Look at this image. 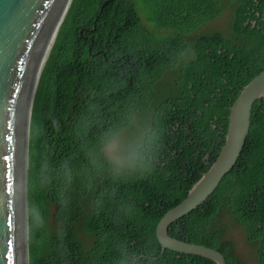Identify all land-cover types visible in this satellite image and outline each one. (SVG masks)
<instances>
[{
  "label": "trees",
  "instance_id": "obj_1",
  "mask_svg": "<svg viewBox=\"0 0 264 264\" xmlns=\"http://www.w3.org/2000/svg\"><path fill=\"white\" fill-rule=\"evenodd\" d=\"M105 1L72 0L39 77L28 144L29 264H215L162 254L156 227L215 162L229 107L264 70V29L243 25L247 6L262 15L264 0H113L100 12ZM226 12L224 34H197ZM163 82L170 92L161 98ZM144 114L150 124L132 166L114 167L105 147ZM222 212L264 264V99L253 105L233 169L168 235L240 264L217 223ZM80 220L88 250L75 234Z\"/></svg>",
  "mask_w": 264,
  "mask_h": 264
},
{
  "label": "water",
  "instance_id": "obj_2",
  "mask_svg": "<svg viewBox=\"0 0 264 264\" xmlns=\"http://www.w3.org/2000/svg\"><path fill=\"white\" fill-rule=\"evenodd\" d=\"M111 1H105L100 12ZM67 2L0 0V264H29L31 109L41 71ZM262 98L264 70L242 88L229 107L224 144L215 162L192 186L185 199L159 220L156 237L162 254L169 250L178 255L226 264L224 256L211 248L171 238L168 228L210 198L233 169L249 133L252 107Z\"/></svg>",
  "mask_w": 264,
  "mask_h": 264
},
{
  "label": "rangeland",
  "instance_id": "obj_3",
  "mask_svg": "<svg viewBox=\"0 0 264 264\" xmlns=\"http://www.w3.org/2000/svg\"><path fill=\"white\" fill-rule=\"evenodd\" d=\"M225 3L227 0H221ZM228 13L226 12L218 20L208 23L206 26L201 27L197 34L204 32H220L225 33L228 22ZM142 23L145 24V19L141 15ZM59 31V30H58ZM58 33V32H57ZM168 76H164L163 80H168ZM162 80V81H163ZM160 90L161 98L167 97L170 92V82H163ZM150 124L149 116L147 114L138 115L134 117L131 126L120 132L104 149L105 155L110 159L111 164L121 170L127 169L132 166L134 156L132 152L136 151L137 146L140 144L144 131ZM85 209V213L87 212ZM54 208L51 204L47 206V230L49 233H54L58 229V224L53 219ZM224 230V239L229 240L234 249V256L240 264H255L256 247L253 244L247 243L245 240L242 229L232 220L227 212H222L219 215L217 222ZM76 237L84 245V249L89 248L86 245L91 243L90 236L83 229V222L80 220L75 224ZM90 247V246H89Z\"/></svg>",
  "mask_w": 264,
  "mask_h": 264
},
{
  "label": "flooded vegetation",
  "instance_id": "obj_4",
  "mask_svg": "<svg viewBox=\"0 0 264 264\" xmlns=\"http://www.w3.org/2000/svg\"><path fill=\"white\" fill-rule=\"evenodd\" d=\"M247 10H248V12L246 14H244L245 20H244V24L243 25L246 26L248 24H251L252 27H254L256 25V23L259 22L260 23V27L259 28H263L264 29V14L260 15L257 12V5L256 4H252L251 6H247ZM229 14H228V18H229ZM198 35L201 36L203 34H198ZM263 35H264V33H263ZM263 43H264V40H263ZM259 49L264 50L263 48H259ZM222 76H225V74L222 73ZM262 99H264V98H262ZM259 100H261V99H259ZM252 109H253V107H252Z\"/></svg>",
  "mask_w": 264,
  "mask_h": 264
},
{
  "label": "bare ground",
  "instance_id": "obj_5",
  "mask_svg": "<svg viewBox=\"0 0 264 264\" xmlns=\"http://www.w3.org/2000/svg\"><path fill=\"white\" fill-rule=\"evenodd\" d=\"M71 1H72V0H68V2H67V4H66V7H65V9H64V12H63L62 18H61V20H60L59 26H58V28H57L56 34H57V32H58V30H59L61 24H62L63 21H64L65 15H66V13L68 12V9H69V7H70V5H71ZM56 34H55V36H54V39H55V37H56ZM54 39H53V41H54ZM52 46H53V42H52V44H51V47H52ZM51 47H50V49H51ZM49 51H50V50H49ZM48 53H49V52H48ZM45 63H46V62H45Z\"/></svg>",
  "mask_w": 264,
  "mask_h": 264
},
{
  "label": "clouds",
  "instance_id": "obj_6",
  "mask_svg": "<svg viewBox=\"0 0 264 264\" xmlns=\"http://www.w3.org/2000/svg\"><path fill=\"white\" fill-rule=\"evenodd\" d=\"M244 87V86H243ZM242 90V89H241ZM238 97V96H237ZM236 100V99H235ZM229 117V116H228Z\"/></svg>",
  "mask_w": 264,
  "mask_h": 264
}]
</instances>
